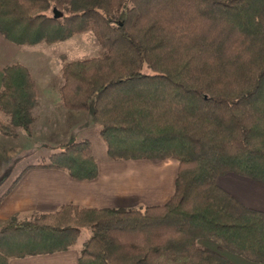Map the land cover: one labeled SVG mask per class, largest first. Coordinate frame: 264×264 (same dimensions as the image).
Here are the masks:
<instances>
[{
  "label": "trees",
  "instance_id": "1",
  "mask_svg": "<svg viewBox=\"0 0 264 264\" xmlns=\"http://www.w3.org/2000/svg\"><path fill=\"white\" fill-rule=\"evenodd\" d=\"M86 32L105 55L63 66L62 105L90 114L111 161H176L173 193L138 210L12 218L0 264L68 251L86 229L78 264H233L222 252L264 264V213L216 184L226 174L264 184V0H0V35L13 45ZM35 102L28 70L6 67L0 135L30 136ZM90 147L71 142L34 167L94 181Z\"/></svg>",
  "mask_w": 264,
  "mask_h": 264
},
{
  "label": "crops",
  "instance_id": "2",
  "mask_svg": "<svg viewBox=\"0 0 264 264\" xmlns=\"http://www.w3.org/2000/svg\"><path fill=\"white\" fill-rule=\"evenodd\" d=\"M25 47L13 45L0 35V90L4 69L20 64L28 70L36 91L30 138L26 134L20 137V132L15 138L0 135V190L4 189L0 196V228L12 218L50 214L69 205L87 209H125L165 204L173 193L178 170L177 162L172 160L154 164L94 157L98 177L91 182L74 181L60 170L36 168L37 163L14 167L10 175L4 177L5 163L11 161L12 154L20 151L21 138L29 139L33 144L40 142L52 153L71 142L81 141L86 124L91 122L89 113L68 112L62 106L58 92L54 90L53 94L51 89L38 83L29 59L31 52ZM30 152L31 157L37 154L34 149ZM226 178L218 181L223 191L244 207L264 213V187L232 175ZM209 246L215 249L213 245ZM73 247L65 252L13 259L9 264H78L81 250ZM222 255L233 264H254L228 252H222Z\"/></svg>",
  "mask_w": 264,
  "mask_h": 264
},
{
  "label": "rangeland",
  "instance_id": "3",
  "mask_svg": "<svg viewBox=\"0 0 264 264\" xmlns=\"http://www.w3.org/2000/svg\"><path fill=\"white\" fill-rule=\"evenodd\" d=\"M23 47H25V46H23ZM25 48H27L31 52V55H29V59H30L31 64H33L34 76H36V78L38 79V83L41 84L42 86L44 85L45 89H48V88L51 89V92L53 94L55 93V91L58 92L59 97H60V88L63 84V82H62V68L65 64H68L71 62H76V61H82L85 59L100 58V57H103L105 55V51L98 44V42L96 41L95 37L93 36V34L91 32H86V33L74 36V37H72L66 41H63V42H60V43H57L54 45L48 46V45L40 44V45L32 46V47L27 46ZM25 57H27V56H25ZM60 99H61V97H60ZM66 110L70 113L71 112H73V113L83 112V111H72V110H68V109H66ZM0 119L4 122L7 121L6 118L1 113H0ZM56 121H58V119H56ZM31 130H32V127H31ZM98 130H99V128L97 126H95L93 123H91V122L87 123L86 127L84 129V136H83L84 138L81 139V141H89L91 144V147H90V150L88 152V155L93 157V158L95 157L96 159L100 160V159L105 158L107 155H106V146H105L104 142L101 140ZM18 132H20L19 133L20 137L24 136V134H25V133H23L22 130H17L16 134ZM30 136H27V137L30 138ZM78 142H80V141H78ZM49 146H51V145H49ZM33 149L37 152L35 157H31L32 152H30V150H33ZM61 150L50 153L48 151V148H46L45 145H43L42 143L37 142V143L33 144V142L29 141V139L27 140V139L21 138L20 151L12 154L11 155V161L7 160L5 163L6 164V170H5L4 177L5 178L8 177L10 175V173L13 171L14 167H20V166L25 167L28 164L40 163L41 161L46 160L51 154L59 153ZM33 159H35V160H33ZM172 161H174V160H172ZM154 164H158V163H154ZM16 174H18V171L16 172ZM227 175L240 177V176H237L234 174H226L225 177L221 176V178L219 177L216 181V184L218 187H219L218 181L222 180V178H224V180H226ZM240 178H244V177H240ZM244 179H247V178H244ZM247 180L264 187V184H262V183L253 181L251 179H247ZM2 190H4V189L0 190V196H1ZM0 199H1V197H0ZM144 208H145V206L142 205V206H138V207H133V208L127 207L125 209L124 208H122V209H124V210H138V209H144ZM34 216H36V215H34ZM34 216H27V217L21 216V218H19L17 220L22 222V221L30 220ZM91 234H92L91 230H89V229L82 231L73 248L75 250H77V249L81 250L83 248V244L90 238Z\"/></svg>",
  "mask_w": 264,
  "mask_h": 264
},
{
  "label": "water",
  "instance_id": "4",
  "mask_svg": "<svg viewBox=\"0 0 264 264\" xmlns=\"http://www.w3.org/2000/svg\"><path fill=\"white\" fill-rule=\"evenodd\" d=\"M53 14H54V18H61L62 15L60 13H58L56 10L53 11Z\"/></svg>",
  "mask_w": 264,
  "mask_h": 264
}]
</instances>
